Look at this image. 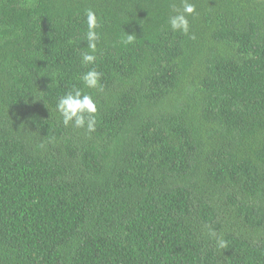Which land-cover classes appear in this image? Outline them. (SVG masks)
I'll return each mask as SVG.
<instances>
[{"label":"trees","instance_id":"16d2710c","mask_svg":"<svg viewBox=\"0 0 264 264\" xmlns=\"http://www.w3.org/2000/svg\"><path fill=\"white\" fill-rule=\"evenodd\" d=\"M190 2L184 35L181 0H0V264H264V0Z\"/></svg>","mask_w":264,"mask_h":264},{"label":"clouds","instance_id":"9594fccd","mask_svg":"<svg viewBox=\"0 0 264 264\" xmlns=\"http://www.w3.org/2000/svg\"><path fill=\"white\" fill-rule=\"evenodd\" d=\"M181 8L173 5L174 15L169 16L168 23L173 32H180L188 35L190 31L189 16L196 14V5L190 0H181ZM87 30L83 33L82 42H86L87 52H82V62L84 64H95L97 57V42L100 40V34L97 29L100 27L97 13L88 8L85 10ZM136 39L135 34H126L125 44H132ZM102 73L96 68H91L81 77L86 88L96 89L100 87ZM56 111L61 117V123L65 128L72 126L78 129H85L90 134L96 131L98 105L93 96L84 92L82 89L73 87L61 95L56 103ZM209 235L215 238L216 247L225 249L227 243L222 236H218L214 231Z\"/></svg>","mask_w":264,"mask_h":264}]
</instances>
